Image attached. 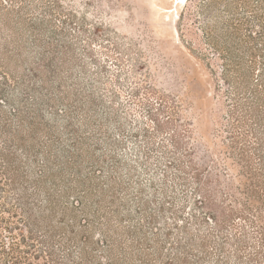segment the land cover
Returning <instances> with one entry per match:
<instances>
[{
    "label": "rangeland",
    "instance_id": "obj_1",
    "mask_svg": "<svg viewBox=\"0 0 264 264\" xmlns=\"http://www.w3.org/2000/svg\"><path fill=\"white\" fill-rule=\"evenodd\" d=\"M241 4L0 0V264L11 241L31 232L38 250L32 263L51 264L52 232L65 204L73 208L80 201L91 213L100 208L110 216L116 208L111 186L120 210L113 217L117 230L130 218L146 223L153 213L162 238L172 226L169 241H175L188 225L209 239L213 251L222 228L198 226L195 216L204 217L211 206L234 210L221 226L232 238L223 259L264 264V193L253 189L239 159L244 140L232 138L234 89L229 92L222 74L231 53L246 56L231 28L243 14ZM177 138L182 150L173 145ZM115 157L117 173L111 169ZM57 192L64 196L55 213ZM75 211L69 209V220ZM98 221L93 235L101 239ZM210 255L206 264H216L217 255ZM140 256L147 260L135 250L121 258L167 264L166 258Z\"/></svg>",
    "mask_w": 264,
    "mask_h": 264
},
{
    "label": "trees",
    "instance_id": "obj_2",
    "mask_svg": "<svg viewBox=\"0 0 264 264\" xmlns=\"http://www.w3.org/2000/svg\"><path fill=\"white\" fill-rule=\"evenodd\" d=\"M241 0V9L243 14H239L231 22V28L236 38L242 42L246 47V56H238L230 54L231 58L223 64L224 81H228L227 84L231 85L234 89V103L231 109V113L234 117V123L232 125L233 140L240 142L244 140L243 147L241 148L242 163L247 166L249 171V177H251L253 189H258L264 193V0ZM247 13V14H246ZM256 28V30H254ZM233 52V51H231ZM167 98L170 95H166ZM20 113V112H19ZM18 113V115H20ZM179 134V133H178ZM180 137V135H175ZM178 139V140H177ZM174 141V147L182 150L183 146L180 144V138ZM143 165L144 161H140ZM170 163H176L175 168L180 172L182 170V164L177 161ZM111 169L116 173L120 171V162L116 157L111 162ZM130 174L133 175L134 168H130ZM258 176V177H257ZM197 183H200L199 174H195ZM11 181V178L10 180ZM110 181V180H109ZM107 181V184L109 183ZM103 182L101 184V192L106 193ZM223 187L224 184H220ZM100 189V188H99ZM112 202L116 203V208L110 216H104L101 213L100 208H96L92 211L88 210L82 202L78 201L73 204V208L65 204L62 210L61 219L59 224L53 228L52 232V245L50 246L51 264H126V260H122L123 256L127 254H133L135 250L138 253V259L145 262V257L141 258L140 255L157 256L159 258H166L167 264H173L176 259L182 260L181 263L187 264H206L207 259L210 258V254L217 255L216 264H230L227 263L223 257L226 255L225 246L232 241L231 235L224 233L223 227H221L232 215L234 210L230 213L228 210L221 211L216 207L211 206L209 212L204 217L195 216V222L198 226L203 224L214 223L215 228L219 227L221 232V242L217 243L216 247L211 251L209 246V239L206 237L201 238L198 234H194L189 229L188 225H184L179 229L183 232V236L178 237L175 241H169L174 232L172 226L168 227L166 232V238H162L160 235V228L157 224V215L150 214L146 217V223H134L130 218L127 221L125 228L117 230L114 222V214L120 212L116 198L115 188L111 186ZM125 191L127 189L125 188ZM229 196H232L230 189H226ZM59 192L55 196V204L53 202V211L56 213L59 198ZM202 197V194H201ZM25 204V203H24ZM124 208H130L129 204L122 203ZM201 207L206 204L205 200L199 202ZM25 213L30 214L28 205ZM75 211L76 209L84 216L82 221L78 220V214L75 211V216L69 220L68 211ZM163 210V208H162ZM145 210L138 213H144ZM220 213L221 216H220ZM94 218L99 219V235L101 239H97L93 235ZM93 219V220H92ZM22 223L28 227L29 224L25 218L22 219ZM213 226V225H212ZM12 228L21 230L20 224H15ZM11 226H7V230L12 232ZM210 231L212 228L209 229ZM215 230V229H214ZM201 238V249L197 250L194 247V243L197 238ZM31 239V240H30ZM33 234L31 237L21 234L19 241H11L9 250H4V262L5 264H33L32 258L38 257L37 245L33 240ZM174 239V238H172ZM24 245L25 248L21 247ZM167 246H171L170 252ZM40 249L39 251H41ZM43 251V250H42ZM191 256L197 257V261H192ZM143 259V260H142Z\"/></svg>",
    "mask_w": 264,
    "mask_h": 264
},
{
    "label": "bare ground",
    "instance_id": "obj_3",
    "mask_svg": "<svg viewBox=\"0 0 264 264\" xmlns=\"http://www.w3.org/2000/svg\"><path fill=\"white\" fill-rule=\"evenodd\" d=\"M174 1L181 3V2H183L184 0H174Z\"/></svg>",
    "mask_w": 264,
    "mask_h": 264
}]
</instances>
